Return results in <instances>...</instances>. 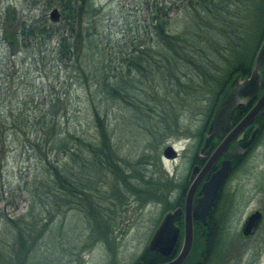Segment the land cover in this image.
<instances>
[{
	"label": "rangeland",
	"instance_id": "1",
	"mask_svg": "<svg viewBox=\"0 0 264 264\" xmlns=\"http://www.w3.org/2000/svg\"><path fill=\"white\" fill-rule=\"evenodd\" d=\"M74 1L76 3V0ZM88 1L91 3L89 11L86 10L87 6H84L82 19L72 24L75 29L74 38L71 39L73 56L69 62H62L55 54L61 34L69 30L68 12L62 0H0V83L2 87L5 84L7 87L1 89L2 96L8 95L13 105H22V100L28 101L29 113L38 111L40 109L38 105L45 100L57 102L56 115L60 123L63 126L67 124L71 133L95 143L99 138L92 104H97L101 114L105 115L108 133L116 148L117 154H112L111 159L120 165V167L109 165L107 171L94 175L97 178L93 181L100 183L102 187L96 190L92 197L91 213L88 207L86 209L75 207L59 213L48 204L55 195L47 198L40 192L45 202L44 206L37 202L36 187L44 191L39 182L52 180L48 177L46 164L40 155L23 151L22 146L13 140L12 129H8L6 159L0 163L2 258L14 254L17 230L8 220L17 219L32 225L35 223L36 227L34 237L37 238L31 244H34V248L29 252V259L25 264H105L135 261L138 254L147 246L165 206L158 201H147L142 204L141 197L134 193L137 189H143L141 183L147 180L153 182V190L169 195L168 199L175 201V197L180 193L179 188L187 178L189 136L201 130L212 105L214 90L218 86L209 88L206 96L199 102L181 108L177 121L172 128L167 129L169 134L163 138L157 137L156 139H159L157 142L152 141L132 112L133 108L119 98L104 99L101 92L95 91L93 81L83 77L77 69L75 59L77 48L80 51L79 57L84 59L82 65L87 75L90 66L101 62L106 69H110L107 73L111 83H114V75L122 72L127 76L128 58H133L141 49L150 50L155 47L156 50L159 49L158 37L152 27L151 11L147 7L148 0ZM174 1L176 0H157V5ZM236 2L233 11L236 18L233 16L232 22L240 18L244 22L243 31L245 33L248 31V34L252 32L247 38L245 35V50L243 49L245 55L251 52L257 42L259 34L257 25L263 23L264 9L261 8V4L259 7L256 6L257 3L263 4L264 0ZM53 7H57L60 12V20L57 23L48 19V12ZM178 7V10H171L168 15L167 28L171 32L182 31L187 28L189 22H192L188 0L187 10L182 1H179ZM8 8L13 9L10 14L7 13ZM23 25L25 35L22 36ZM45 29L54 33L48 37ZM14 31H19L18 43L9 40L10 35L14 36ZM86 31H90L91 34H86ZM241 33L244 35V32ZM78 38H82L80 42ZM7 61L10 62L7 64L8 68L4 65ZM152 76L150 74L142 76L139 71L133 70V81L140 85L142 80L145 83L143 86L150 91L154 82ZM202 94H205V91L202 90ZM31 99L33 101L30 104ZM130 108L132 110H129ZM74 128L76 130H73ZM66 134L67 132H63V135ZM167 145L173 146L177 151L178 155L175 158H163L162 151ZM156 154L159 155L157 159L153 157ZM144 155L149 156L150 160L147 162L140 160L145 157ZM54 164L73 169L79 166L69 154L64 153L59 155V160ZM133 168L138 171H134ZM126 169L128 171L125 172L130 176L129 182L140 183L139 187H131L128 180L123 177ZM73 173L77 174V171L71 170L68 174ZM84 175L88 176L86 172ZM254 182L253 174L239 178L233 173L223 190L224 199L216 205L220 208V203L226 201L228 214L235 216L230 223L232 236L228 240H223L222 247L232 252L233 249L229 248L227 241L230 244L235 241L234 250L238 252L241 249L239 257L242 260L249 257L250 244L259 240L254 237L245 243L238 233V224L249 210L262 205L263 202L260 201L259 195H255L249 201H241L237 196L246 191L248 194L249 190L257 188ZM31 207L34 208L35 214L42 208L43 213L42 211L39 213H42L41 217L44 219L32 218L29 211ZM44 207L48 210L47 213ZM101 216H104V219L111 216L109 230L97 224L96 221H101ZM43 223L47 227L40 235L39 226L44 225ZM103 237H106V241ZM209 237L211 240L213 238L214 245L209 247L211 254L207 260L209 264H216L220 250L218 241L221 238L219 235L216 237L215 234H211V231ZM227 237L229 236L225 238ZM260 251L255 264H264V244ZM18 255L21 258L24 253L21 251ZM19 260L21 259L16 255L12 262L19 264Z\"/></svg>",
	"mask_w": 264,
	"mask_h": 264
},
{
	"label": "trees",
	"instance_id": "2",
	"mask_svg": "<svg viewBox=\"0 0 264 264\" xmlns=\"http://www.w3.org/2000/svg\"><path fill=\"white\" fill-rule=\"evenodd\" d=\"M179 1L184 2L187 10V0H176L174 3H161L160 5H157V0H148L147 7L151 11L152 27L158 37L159 49L156 50V47L150 50L141 49L140 54L128 58L127 76L122 72L117 76L114 75V83L108 79L107 72L110 69H106L101 62L90 66L87 75L82 65L84 59L79 57L80 51L76 48V66L83 77H88L93 81L95 91L101 92L104 99L119 98L127 102L133 108V110L132 108L129 110H132L137 116L141 127L152 138V141L156 142L159 141L156 139L157 137L163 138L169 134L167 129L172 128V125L175 124L181 108H186V103L199 102L206 96L209 88L218 86L214 90L213 102L208 115H206V121L209 125L222 93L227 90L231 83L234 57L239 43L246 41L245 35L239 33V29H243L244 22L240 18L234 23L232 22L233 16L236 18V14L233 12L235 3L237 5L236 0H188L191 7L192 22H189L187 28L182 31H169L167 28L168 15L171 10L179 9ZM62 3L68 12L69 30L61 34L55 54L59 61L69 62L73 56L71 39L74 38L73 35L75 34L72 24L78 23L82 19L83 7L87 6L86 10L89 11L91 3L88 0H76V3L74 0H62ZM10 11L13 9L8 8L7 13L10 14ZM22 30L23 36L25 35V25H23ZM45 30H47L48 37L54 33L49 29ZM86 34L89 35L91 32L86 31ZM19 35V31H14V36L10 35L9 40L18 43ZM78 39L80 42L82 38ZM9 63L7 61L4 65L8 68L7 64ZM133 70L139 71L142 76L153 75L154 82L151 91L143 86L145 83L142 80L143 84L140 85L133 81ZM3 87L7 89L6 84ZM3 87L0 83V163L6 159L5 154L9 141L7 130L12 129L13 140H16L22 146L23 151L28 154L40 155L46 164L48 177L52 179H46L44 183L39 182L41 187H44V191H40L36 187L37 202L44 206V199L40 196V192H43L44 194L41 195H45L47 198L50 195H55L48 204L59 213L75 207H83V209L88 207L91 213L92 197L95 191L102 187L100 183L93 181L94 178H97L95 176L99 172L107 171L109 165L120 167L119 163H115L111 159V155H116L117 152L108 133L105 115L101 114L99 106L92 104L95 128L99 138L98 142L95 143L91 140L87 141L76 133H71L67 124L63 126L60 123L56 115L55 106L57 102H52L50 99L45 100L38 105L40 108L38 111L29 113L27 111L29 108L28 101L22 100V105H13L8 95L2 96L1 89ZM202 90L205 91V94H202ZM32 101L31 99L29 103L31 104ZM63 132H67V134L63 135ZM61 153L69 154L73 161L79 165L78 168L73 169L54 164L59 160ZM144 156L146 157V155ZM145 157L140 160L145 162L150 160L149 156ZM153 157L157 159L159 155L156 154ZM127 169L124 170L125 176L123 177L129 182L130 176L125 172L128 171ZM71 170L77 171V174H68ZM133 170L138 171L136 168ZM84 172L88 176H85ZM138 179L143 178L138 177ZM152 183L147 180L143 181L141 183L143 189H137L138 192L133 193L141 197L142 204L147 201H158L164 204V210L174 208L177 205L176 200L171 201L167 195L156 191V189L153 190ZM129 184L133 188L140 185L136 182L133 184L129 182ZM46 201L50 200L46 199ZM93 210L97 212L96 209ZM29 211L32 218H43L41 217L42 208L36 214L33 207ZM41 211L42 213H39ZM44 211L45 213L48 212L45 207ZM108 218L109 220H106L101 216V221L96 222L109 230L112 219L111 216ZM8 222L17 230V237L14 241L15 251L7 258H2L0 255V264H13L12 259L16 255L21 259L19 264H25L29 259V252L34 248V244H31L37 238L34 237L35 223L32 225L17 219H9ZM100 222L102 223L100 224ZM43 224L39 226L40 235L47 227L45 223ZM206 235H210L209 230ZM103 239L106 241V237ZM202 240L199 229H196L189 259L200 260L199 250ZM212 244L214 245V241L210 238L209 246L211 247ZM21 251L24 256L20 258L18 253ZM145 251L150 252L147 249Z\"/></svg>",
	"mask_w": 264,
	"mask_h": 264
},
{
	"label": "flooded vegetation",
	"instance_id": "3",
	"mask_svg": "<svg viewBox=\"0 0 264 264\" xmlns=\"http://www.w3.org/2000/svg\"><path fill=\"white\" fill-rule=\"evenodd\" d=\"M259 4H261V8L264 9V3H257L256 7H259ZM257 26L259 27V34L256 40L257 42L250 50V53L248 52L243 55L245 43H239L234 57V70L231 79L232 84L242 83L245 79L250 77L251 73L255 69L257 55L264 42V20L262 25L260 24ZM241 32H244V35L246 36H250L252 33L250 32L248 34V31H246L245 33L243 29H239V33ZM258 75V87L256 92L245 103H240L234 108L231 115L229 128L223 133L221 137L209 134V125L207 121L204 122L201 130L198 133L194 134L193 136H189L190 145L188 147L189 150L187 149L189 158L187 166V178L179 188L180 193L177 197H175L177 205L172 209L164 210L163 214L158 219L155 229L159 226L166 212L172 211L173 209L178 207L182 209L184 208L186 193L188 192V189L194 181L197 183V186L195 187L192 196L193 206L197 202V199L202 195L201 188L203 183L207 181L212 173H214L221 166V163L223 161L229 160L230 164L227 175L220 187L217 200L213 205L209 216L207 217V225H203L194 210H191V218L194 231L193 242L195 239L196 229H199V232L201 233L203 239L200 243L199 250L201 258L200 260L189 259V255L191 254L193 248L192 245L190 254L181 264H209L207 257H209V254H211V252H209V239L211 237L208 238L209 236L206 235L208 230L211 231V234H215L216 237L219 235V238H221V243L220 241H218L221 251L219 250V258L216 264H255L256 257L260 255V247H262V245L264 244V101H262V96L264 94V64L259 66ZM225 92L226 91L222 93L220 99L225 94ZM257 105L260 106L257 108L256 114H254V116L247 122H242L250 113V111ZM228 136H230V138L229 141H227L225 148L219 154H217L212 166L208 170L204 171L203 168L206 162L211 158L216 147ZM193 170L195 171V173H193L192 175ZM233 173L239 176V178H243L245 176H248L249 174H253V177L255 178L254 184L257 188L249 190L248 194V191H246V193L238 195L237 197L239 198V200L249 201L255 195H259L261 196L260 201L263 202L262 205L249 210L244 215L237 227L238 233L240 234L241 239L245 241V243H247V241L253 239L254 237H257V239L259 240L258 242H253L252 244H250L251 253L249 257L244 260L240 259L239 257L241 249H239L238 252L234 250V246H236L235 241H232L231 244L227 241L229 248L232 247L233 249L232 252H228L229 250H224V248L222 247L224 245L223 240H228L232 236H230V223L231 219H233V217L235 216L233 214H228L229 210L226 209L228 208V206L226 205V201L223 202V204L222 202L220 203V208L216 207L217 202H220L224 199L223 190ZM254 212H260L261 220L258 227L252 232V234L248 237H245L241 233V228L246 218ZM183 215L184 214L182 213L181 218L175 223L179 228L178 242L174 249L171 250V252H169L168 254L164 255L160 252L150 251L148 249V246H146L142 249V251L138 254L136 260L133 262L124 263L123 261H117L109 263L105 262V264H164L170 262L175 258L181 248L184 225ZM106 220H109V218H107ZM226 236L229 237L225 238ZM240 244L241 242H239V247H241ZM145 249H147L151 253L146 252Z\"/></svg>",
	"mask_w": 264,
	"mask_h": 264
},
{
	"label": "water",
	"instance_id": "4",
	"mask_svg": "<svg viewBox=\"0 0 264 264\" xmlns=\"http://www.w3.org/2000/svg\"><path fill=\"white\" fill-rule=\"evenodd\" d=\"M48 19L53 23H57L60 20V12L57 7H53L48 12ZM263 64L264 42L258 52L256 66L250 77L245 79L242 83L232 84L231 82L225 94L219 100L210 120L208 128L209 134L221 137L223 133L229 128L231 115L234 108L240 103H245L256 92L259 78L258 68ZM262 101H264V94L262 96ZM259 106L260 105L254 107V109L250 111V113L242 122H247L250 120L254 114H256L257 108ZM229 138L230 136L225 138L216 147L211 158L206 162L203 168L204 171L208 170L212 166L217 154H219L225 148ZM162 156L165 159H173L177 156V151L173 146L167 145L162 151ZM229 164V160L223 161L221 166L214 173H212L207 181L203 183L201 188L202 195L197 199V202L194 204V206L192 205V196L195 187L197 186L195 181L191 184L188 192L186 193L184 208H175L172 211L166 212L163 216L159 226L155 229L152 236L150 237L147 246L150 251H156L166 255L174 249L178 242L179 228L175 223L181 218L182 213L184 214L181 248L173 260L164 264H181L190 254L194 238L191 210H194L200 222L206 226L207 217L209 216L213 205L217 200L220 187L227 175ZM193 173H195L194 170L192 175ZM260 220V212H254L250 214L246 218L241 228V233L243 236L248 237L251 235L252 232L258 227Z\"/></svg>",
	"mask_w": 264,
	"mask_h": 264
}]
</instances>
